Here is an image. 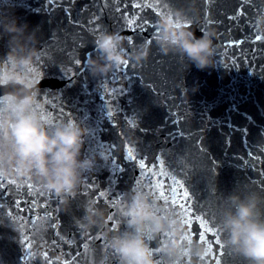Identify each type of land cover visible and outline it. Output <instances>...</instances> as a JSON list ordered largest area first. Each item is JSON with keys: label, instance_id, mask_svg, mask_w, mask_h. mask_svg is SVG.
<instances>
[{"label": "water", "instance_id": "water-1", "mask_svg": "<svg viewBox=\"0 0 264 264\" xmlns=\"http://www.w3.org/2000/svg\"><path fill=\"white\" fill-rule=\"evenodd\" d=\"M69 2L0 0V64L11 69L6 53L17 40L24 43V50L37 49L25 69L32 83H39L35 110L53 126L76 120L86 131L82 156L97 162L82 173L72 193L52 192L15 167L8 175L0 173V182H7L6 188L0 189V264H45V246L32 248L35 257H29L25 236L55 240L59 248L52 259L57 264L70 260L69 254L75 252L84 253L80 264H120L111 239L125 230L124 213L133 197L143 198L152 211L151 218L141 225L140 235L151 250L154 264H215L214 255L219 264H250L228 242L222 218L231 208L229 195L264 198V48L250 35L253 24L254 32L264 34L259 22L264 17V0H255V7L245 9V20L237 22L228 17L240 0H212L204 18L196 0H163L168 10L156 21L155 31L144 33L120 31L119 17L109 8L99 22L102 31L94 35L81 31L73 21H83L97 11L101 0H75L70 16L66 12ZM133 12L140 9L129 8V19L137 18ZM162 17L171 18L179 28L191 24L196 36L213 33V66L198 69L176 48L162 54L157 42ZM13 23L17 31L9 33L7 26ZM106 32L132 37L133 44L126 43L124 36L120 45L125 57L148 47L147 59L137 62L129 58L126 64L93 75L87 58L104 63L95 43ZM24 50L17 49V54L23 55ZM71 57L79 59L81 65L73 64ZM7 90L14 88L10 85ZM4 103L0 97V107ZM61 106L72 117L54 122ZM108 110L113 111L120 129L125 128V117L137 125L127 131L123 142ZM173 112L183 115L180 124L175 123ZM122 143H127L135 160L126 158L120 149H110V145ZM141 160L143 168L139 166ZM86 179L99 190L120 195L114 198L117 203L113 211L119 217L116 231L108 225L107 207L94 203L99 200L94 195L97 189L85 193ZM184 191L196 212L187 210L181 199ZM17 199L28 201L34 211L29 213L25 204V212H18L14 204ZM45 199L48 206L42 210ZM86 208L103 212V224H90ZM260 208L264 210V199ZM198 215L219 230L222 246L214 244L211 233H206L209 244L191 241ZM41 226L36 236V228ZM88 233L104 239L89 240ZM84 244H88L86 253Z\"/></svg>", "mask_w": 264, "mask_h": 264}, {"label": "clouds", "instance_id": "clouds-1", "mask_svg": "<svg viewBox=\"0 0 264 264\" xmlns=\"http://www.w3.org/2000/svg\"><path fill=\"white\" fill-rule=\"evenodd\" d=\"M259 22L264 27V17ZM7 31H17V25H8ZM158 31L157 42L162 54L167 55L176 48L198 69L213 66L216 47L213 33L203 32L196 36L191 27L179 28L168 17L158 21ZM124 39V35L115 32H106L99 37L95 47L103 53L104 63L87 58L93 75L104 74L113 65L126 64L129 58L137 62L147 59L149 49L143 46L125 57L124 49L120 47ZM24 47V43L17 40L6 53L11 69L19 70L0 64V90H3L0 97L5 101L0 107V173L8 175L10 168L15 167L38 179L52 192L72 193L81 182L82 173L93 167L97 160L82 156L86 131L76 120L69 119L53 126L35 110L39 83H32L25 69L37 49L24 50ZM17 49L24 50V54L18 55ZM10 85L14 90H7ZM227 199L231 208L223 213L222 225L228 233V242L250 264H264V210L260 208L264 198L232 194ZM124 215L125 230L111 239L120 264H154L151 250L140 235L141 225L152 216L149 204L143 198L133 197ZM85 216L93 226L103 224L106 219L103 212L87 208Z\"/></svg>", "mask_w": 264, "mask_h": 264}, {"label": "snow or ice", "instance_id": "snow-or-ice-1", "mask_svg": "<svg viewBox=\"0 0 264 264\" xmlns=\"http://www.w3.org/2000/svg\"><path fill=\"white\" fill-rule=\"evenodd\" d=\"M50 2H53V0H50ZM75 0H70L69 7L66 9V12H68L69 16L71 15V7L74 5ZM212 3V0H196L195 6L199 8L200 15L202 18H204L205 9L208 10V5ZM255 0H240V3L235 10L234 14L228 19L230 21H244L246 18V8H252L255 7ZM111 8L112 12L118 15L119 22H120V31H126V32H133V33H144L147 32L149 29L156 30V21L160 18L162 13L165 10H168V5L163 2V0H139V2H133V0H101L100 6L97 11L91 12L86 19L83 21L81 20H74L73 22L75 25L83 32L95 34L100 31L101 25H100V19L101 16L104 14V12ZM129 8L135 10L140 9L139 13L133 12L132 15L134 17H137L136 19H129ZM159 9V11H157ZM168 14H170V10L168 11ZM195 13L190 12L189 15H194ZM155 17V19H153ZM191 27V24L188 25ZM239 26V25H238ZM255 25L253 24L251 26L252 31L250 32L251 36H254V39L256 42L261 43V47L264 48V34H261L259 32H254L253 28ZM126 37V43H132L133 39L131 36L124 35ZM238 43V42H237ZM255 51V50H253ZM71 61L75 65H81V61L75 57H71ZM70 74L74 75L75 73L68 70ZM159 95L163 96V93H159ZM172 107H179V106H172ZM107 115L112 118L113 127L118 128V134L121 138V141H124L125 136L127 135L128 130H133L136 128V123L129 120L127 117H125V128L120 129L119 122L115 120V116L113 111L108 110ZM173 116L175 117V123L180 124L181 121L184 119L183 115H177L176 112H173ZM60 117L70 118L72 117L71 112H65L64 108L61 106L59 115L54 118V122L60 120ZM179 131V129H178ZM183 134V132H181ZM111 150H117L120 149L122 152L126 153V158L135 160L137 157L133 155L132 151L128 150L127 143H122V145H116L112 144L110 145ZM264 151V150H262ZM112 154V151H110ZM249 156H252L253 154L251 152L248 153ZM153 159L160 160L159 156H154ZM253 159L256 161H260L259 156H254ZM140 168L144 167V163L141 160L139 164ZM138 183V181H137ZM7 186V182H0V189H5ZM183 187V185H181ZM96 188L95 196L99 198V200H94V203L97 207H100V204L103 203L107 209L108 212L106 213V217L108 219V225H110V228L113 231H116L119 225V217L116 214L113 209L116 207L117 200L114 198H118L120 195L116 193L109 194L107 191H102L98 189V186L92 183L91 180L86 179L84 183V191L87 193L89 190ZM43 197V196H41ZM187 204V210L189 212H193V210L196 209L192 205L191 200L189 199V193L187 191L183 192V195L181 197ZM14 204L16 206V209L20 213L25 212V208L22 205H28V211L29 213L33 212L34 209L32 208V205L28 203V201H21V200H15ZM47 199H45V202L40 205V208L42 210H45L47 208ZM9 215H12V213H9ZM46 215H51V213H47ZM196 221H199L198 225H194L191 229V241H200V242H207L206 240V233H211L212 238L214 240V244L217 247L222 246L220 243V235L219 230L215 228L213 223H210V221L206 218H204L202 215H198L195 217ZM53 227H56V225H53ZM201 228L204 229V231H201ZM42 231V226L37 227L35 231V235L39 236L40 232ZM57 235H59L57 233ZM87 238L89 240H102L104 239L102 236H93L91 233L87 234ZM24 244L26 249L29 250L28 255L29 257H35L32 248L38 247L40 245H44V252H43V259L45 261V264H57L56 261L52 259L57 254L59 246L57 245V242L55 240H46L43 237H40L39 239H29V237H24ZM67 243L71 244V241H67ZM209 244V243H208ZM211 245V244H210ZM212 246V245H211ZM83 248L85 250V253L88 249V244H84ZM84 255V253L81 252H75L70 253L69 256L71 257L70 260L65 259L64 264H80V258ZM212 259L215 261V264H219V260L216 258V256H212Z\"/></svg>", "mask_w": 264, "mask_h": 264}]
</instances>
